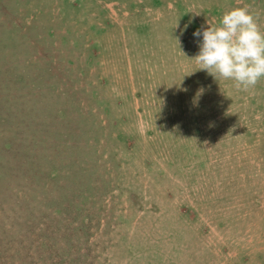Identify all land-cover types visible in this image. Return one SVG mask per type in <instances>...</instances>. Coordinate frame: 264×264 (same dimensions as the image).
I'll return each instance as SVG.
<instances>
[{
    "label": "rangeland",
    "instance_id": "374dc122",
    "mask_svg": "<svg viewBox=\"0 0 264 264\" xmlns=\"http://www.w3.org/2000/svg\"><path fill=\"white\" fill-rule=\"evenodd\" d=\"M234 8L264 32V0H0V264L40 220L32 264H264V79L192 59Z\"/></svg>",
    "mask_w": 264,
    "mask_h": 264
},
{
    "label": "clouds",
    "instance_id": "9594fccd",
    "mask_svg": "<svg viewBox=\"0 0 264 264\" xmlns=\"http://www.w3.org/2000/svg\"><path fill=\"white\" fill-rule=\"evenodd\" d=\"M206 23L192 33L199 70L216 81H233L242 91L264 79V32L247 8L223 13L218 26Z\"/></svg>",
    "mask_w": 264,
    "mask_h": 264
},
{
    "label": "trees",
    "instance_id": "16d2710c",
    "mask_svg": "<svg viewBox=\"0 0 264 264\" xmlns=\"http://www.w3.org/2000/svg\"><path fill=\"white\" fill-rule=\"evenodd\" d=\"M40 145H41V141H39L37 143V147L40 146ZM51 149L52 150H50V151H51V153H53V157L54 156H57L58 157L60 155V150L57 149V146L56 147H53ZM28 150L30 151V148H28ZM31 151L32 152H36V153L41 152V150H31ZM19 158H20V156H19ZM63 173L65 175H68L66 170L63 171ZM50 176L51 175H47V174L45 176H43V175H40L39 173L35 172V174L33 175L32 179L41 180L42 182H44L43 183V187H45L46 189H48V188H50V185L52 186L53 184H55L54 183V181H55L54 180V176L53 175H52V177H50ZM34 183H36V182L34 181ZM80 195H81V193H80ZM76 199H81V197L80 196H76ZM72 200H74V199H72ZM64 209H65L64 210L65 212H69V211H67L68 210V206L66 208H64ZM75 210L77 211L79 209L78 208H75L74 211ZM72 211H73V209H72ZM30 224H31L30 222L29 223L27 222V224H26L27 225L26 232H25L26 235L24 236V238L34 239V243L31 245V246H33L32 247L33 249L32 250L29 249V251L26 252V254L28 253L30 256L27 255L24 258V261L25 262L22 263V264H32V259H33V257L31 256L32 252H34L35 249H40V247H42V246H45L46 247L48 241L49 240L50 241L53 240L52 233H49L51 231L49 229L48 224H46L45 221H43V220L41 221L40 220L39 223H38L39 225L37 227L36 226L32 227V226H30ZM56 226H57L56 228L59 227V229H58L59 231H65L67 234H71V235H73L75 233L76 234H81V227L78 226V225H76L74 222L70 221L67 217L60 218L59 221H56ZM43 239L46 241V243L43 241ZM68 250H69V252H68L69 254H67L66 256L63 255L62 256V259L63 258H67L68 260L66 259V262H65L67 264H72V259H74V261L77 263L78 262V258H75V257L72 258V254L75 251V247L73 245H69ZM54 256H55L54 260H56V262H57V260L60 257H57L58 255H54ZM51 258H52V256H51ZM28 260L30 262H28ZM52 264H54V263H52Z\"/></svg>",
    "mask_w": 264,
    "mask_h": 264
}]
</instances>
